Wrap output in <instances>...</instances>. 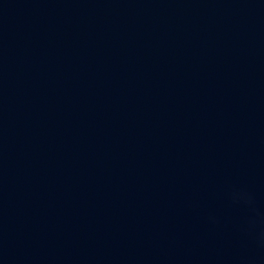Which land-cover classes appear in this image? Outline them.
<instances>
[{"label":"water","instance_id":"1","mask_svg":"<svg viewBox=\"0 0 264 264\" xmlns=\"http://www.w3.org/2000/svg\"><path fill=\"white\" fill-rule=\"evenodd\" d=\"M0 264H264V0H0Z\"/></svg>","mask_w":264,"mask_h":264}]
</instances>
